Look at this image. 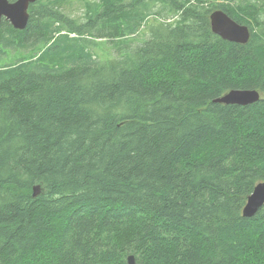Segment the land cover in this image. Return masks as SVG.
<instances>
[{
  "label": "trees",
  "instance_id": "1",
  "mask_svg": "<svg viewBox=\"0 0 264 264\" xmlns=\"http://www.w3.org/2000/svg\"><path fill=\"white\" fill-rule=\"evenodd\" d=\"M85 4L0 23V264H264V205L241 214L264 181V0ZM230 89L260 98L212 101Z\"/></svg>",
  "mask_w": 264,
  "mask_h": 264
},
{
  "label": "water",
  "instance_id": "2",
  "mask_svg": "<svg viewBox=\"0 0 264 264\" xmlns=\"http://www.w3.org/2000/svg\"><path fill=\"white\" fill-rule=\"evenodd\" d=\"M37 0H0V23L7 20L13 28L23 29L29 19V6ZM211 31L224 40L246 43L249 40V29L246 25L236 22L224 11L216 9L209 15ZM260 92L255 89H230L213 98V102L222 104L247 105L258 101ZM40 186L32 187V195L40 192ZM264 205V181L258 182L247 196L242 208V216L252 217ZM126 264H142L137 262L133 254L126 256Z\"/></svg>",
  "mask_w": 264,
  "mask_h": 264
},
{
  "label": "rangeland",
  "instance_id": "3",
  "mask_svg": "<svg viewBox=\"0 0 264 264\" xmlns=\"http://www.w3.org/2000/svg\"><path fill=\"white\" fill-rule=\"evenodd\" d=\"M42 1H51V0H42ZM86 1L88 0H60V6H61V10L71 16L74 17L76 19H80L83 20L85 11L87 10V6H86ZM89 1H98V0H89ZM220 1V0H218ZM241 0H233V2H238ZM161 7L160 3H156L153 5V7L151 8V10H157ZM172 17L167 16V20H171ZM152 19V16L147 17V19L142 22L140 24V26L138 27V29L132 34L130 35L128 38H131L129 41H138L140 39H143L147 36V29L146 26L148 24V22H150ZM101 42H103L101 44ZM100 43V50L99 52H103V50H112L113 48H110V44H108V41L106 39H104V41L101 39L99 40ZM9 60H12L13 57L11 55H9V57L7 58Z\"/></svg>",
  "mask_w": 264,
  "mask_h": 264
},
{
  "label": "bare ground",
  "instance_id": "4",
  "mask_svg": "<svg viewBox=\"0 0 264 264\" xmlns=\"http://www.w3.org/2000/svg\"><path fill=\"white\" fill-rule=\"evenodd\" d=\"M247 43V42H246Z\"/></svg>",
  "mask_w": 264,
  "mask_h": 264
}]
</instances>
